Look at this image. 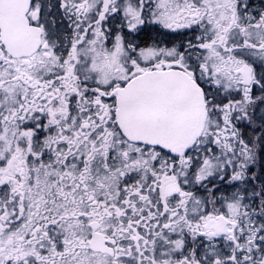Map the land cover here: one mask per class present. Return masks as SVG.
Returning a JSON list of instances; mask_svg holds the SVG:
<instances>
[{
	"label": "snow or ice",
	"instance_id": "6c2138e0",
	"mask_svg": "<svg viewBox=\"0 0 264 264\" xmlns=\"http://www.w3.org/2000/svg\"><path fill=\"white\" fill-rule=\"evenodd\" d=\"M0 264H264V0H0Z\"/></svg>",
	"mask_w": 264,
	"mask_h": 264
}]
</instances>
